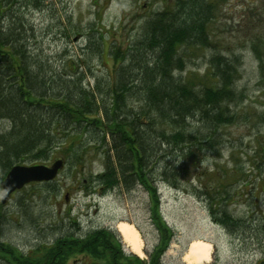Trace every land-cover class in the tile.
Here are the masks:
<instances>
[{
    "label": "trees",
    "instance_id": "obj_1",
    "mask_svg": "<svg viewBox=\"0 0 264 264\" xmlns=\"http://www.w3.org/2000/svg\"><path fill=\"white\" fill-rule=\"evenodd\" d=\"M17 2L20 8L43 5V0H0V184L24 158L48 160L58 141L54 125L102 149L104 168L94 175L96 192H127L136 183L153 191L158 181L180 188L187 170L200 179L205 152L222 143L217 128L237 120L242 99L236 85L239 55L214 50L203 80L185 70L190 49L212 44L207 25L214 0H173L147 15L126 47L106 38L99 27L77 54L67 48L56 53L63 66L52 71L50 58L28 48L27 32L33 37L34 27L19 14ZM104 54L111 61L108 79L95 75L88 61ZM90 131L95 136L83 139ZM242 171L226 174L230 180L248 176ZM230 180L220 176L213 185L189 187L207 202L212 219L235 235L243 220L228 206L239 197L240 185ZM2 218L0 210V224ZM155 224L159 241L147 258L126 250L117 230L109 227L66 231L26 252L0 241V256L6 264H66L72 255L90 264H163L172 230L162 217Z\"/></svg>",
    "mask_w": 264,
    "mask_h": 264
},
{
    "label": "rangeland",
    "instance_id": "obj_2",
    "mask_svg": "<svg viewBox=\"0 0 264 264\" xmlns=\"http://www.w3.org/2000/svg\"><path fill=\"white\" fill-rule=\"evenodd\" d=\"M172 2L43 0L41 8L32 5L20 8L18 2L16 7L34 27L33 37L27 32L28 48L32 51L37 48L44 59L50 58L54 62L52 71L63 66L61 56L56 53L67 48L70 54H77L87 44L90 33L98 34L99 27L106 38L126 47L139 33L140 22L147 15ZM214 4L213 17L207 25L212 44L190 49L185 70L188 76L192 73L203 80L214 50L239 55L240 75L236 85L242 99L238 103L237 120L217 128L222 143L205 152L198 171L200 179L187 170L180 178V188L158 181L153 191L136 183L127 192L119 188L96 192L94 175L104 168L102 149L85 140L80 142L54 125L58 141L48 160L32 162L24 158L18 164L51 165L61 159L62 166L55 179L27 183L12 192L4 203L0 202L3 212L0 241L26 252L66 231L115 229L114 223L124 218L139 230L144 244L142 257L147 258L159 241L155 221L162 217L172 230V238L161 257L163 264H186L181 255L188 242L196 237L213 245L209 261L202 264H258L260 260L264 264V0H214ZM88 61L95 75L108 79L106 68L111 61L106 54L102 59L95 56ZM90 136L95 133L90 131L83 139ZM236 169L246 170L248 176L237 175L230 180L226 173L237 172ZM220 176L240 185L239 197L228 206L243 220L235 235L212 219L207 202L189 187L201 182L213 185ZM81 258L72 255L66 264H90L88 258L80 262ZM0 264H6L1 256Z\"/></svg>",
    "mask_w": 264,
    "mask_h": 264
},
{
    "label": "bare ground",
    "instance_id": "obj_3",
    "mask_svg": "<svg viewBox=\"0 0 264 264\" xmlns=\"http://www.w3.org/2000/svg\"><path fill=\"white\" fill-rule=\"evenodd\" d=\"M3 179L4 177L2 180ZM114 226L121 236V241L124 243L127 249L139 257H142L144 255V244L139 230L134 225V223L121 218L114 223ZM212 247L213 245L209 240L197 237L192 238L188 242L186 249L181 255V258L186 264H202L209 261Z\"/></svg>",
    "mask_w": 264,
    "mask_h": 264
},
{
    "label": "water",
    "instance_id": "obj_4",
    "mask_svg": "<svg viewBox=\"0 0 264 264\" xmlns=\"http://www.w3.org/2000/svg\"><path fill=\"white\" fill-rule=\"evenodd\" d=\"M63 161L56 159L51 165L46 164H14L1 181L0 201L4 203L9 195L31 181L52 180L62 166Z\"/></svg>",
    "mask_w": 264,
    "mask_h": 264
}]
</instances>
